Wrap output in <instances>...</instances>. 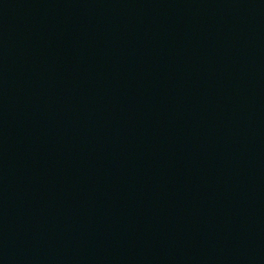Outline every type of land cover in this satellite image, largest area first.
<instances>
[{
  "label": "water",
  "instance_id": "1",
  "mask_svg": "<svg viewBox=\"0 0 264 264\" xmlns=\"http://www.w3.org/2000/svg\"><path fill=\"white\" fill-rule=\"evenodd\" d=\"M0 264H264V0H0Z\"/></svg>",
  "mask_w": 264,
  "mask_h": 264
}]
</instances>
